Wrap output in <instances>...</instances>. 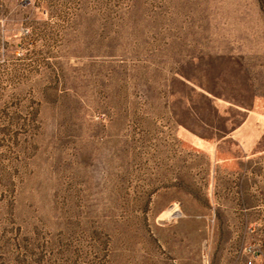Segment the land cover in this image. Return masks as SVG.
Listing matches in <instances>:
<instances>
[{
  "label": "rangeland",
  "instance_id": "rangeland-1",
  "mask_svg": "<svg viewBox=\"0 0 264 264\" xmlns=\"http://www.w3.org/2000/svg\"><path fill=\"white\" fill-rule=\"evenodd\" d=\"M248 117L264 0H0V264H247Z\"/></svg>",
  "mask_w": 264,
  "mask_h": 264
},
{
  "label": "crops",
  "instance_id": "crops-1",
  "mask_svg": "<svg viewBox=\"0 0 264 264\" xmlns=\"http://www.w3.org/2000/svg\"><path fill=\"white\" fill-rule=\"evenodd\" d=\"M264 124L256 118H243L237 127L221 138H211L210 141H228L233 139L243 148L244 152L237 154L235 150V175L249 181V188L254 191L264 190ZM212 128V127H211ZM237 145H235L236 149ZM222 162V160H220ZM241 188V186H239ZM236 188L238 186L236 185ZM264 237V229L262 231ZM264 254V249H263Z\"/></svg>",
  "mask_w": 264,
  "mask_h": 264
},
{
  "label": "built area",
  "instance_id": "built-area-1",
  "mask_svg": "<svg viewBox=\"0 0 264 264\" xmlns=\"http://www.w3.org/2000/svg\"><path fill=\"white\" fill-rule=\"evenodd\" d=\"M264 237L260 241V244L255 247H249V251L251 253L250 258L247 261V264H264Z\"/></svg>",
  "mask_w": 264,
  "mask_h": 264
}]
</instances>
